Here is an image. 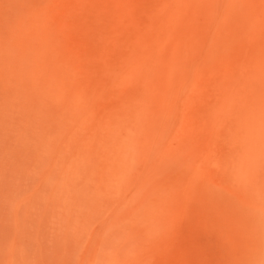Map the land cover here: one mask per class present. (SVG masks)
<instances>
[{
    "label": "bare ground",
    "instance_id": "6f19581e",
    "mask_svg": "<svg viewBox=\"0 0 264 264\" xmlns=\"http://www.w3.org/2000/svg\"><path fill=\"white\" fill-rule=\"evenodd\" d=\"M43 2L0 0V80L14 86L30 80L52 95L60 64L67 73L70 61L85 82L121 88L123 104L104 132L123 154L116 166L128 192L135 186L138 195L124 216L154 214L166 200L176 204L185 188L221 184L220 176L264 209V0H55L45 8ZM12 17L18 23L9 34ZM97 43L113 47L117 61L103 64L102 78L104 54L91 48ZM220 132L234 153L220 150ZM162 258L190 264L180 248Z\"/></svg>",
    "mask_w": 264,
    "mask_h": 264
},
{
    "label": "rangeland",
    "instance_id": "374dc122",
    "mask_svg": "<svg viewBox=\"0 0 264 264\" xmlns=\"http://www.w3.org/2000/svg\"><path fill=\"white\" fill-rule=\"evenodd\" d=\"M54 1L44 0V8ZM138 12L143 19L142 8ZM17 23L12 17L9 34ZM104 44L91 47L104 54L100 78L106 61L117 63L114 48ZM60 66L52 95L36 91L30 80L19 86L0 80V264H166L168 248L183 249L190 264H264V209L233 179L220 176L221 184L213 182L209 190L185 188L176 204L166 200L154 214L124 216L138 195L135 186L128 192L116 166L123 154L104 132L123 104L121 88L85 82V72L70 61L67 73ZM220 135V150L234 153ZM128 163L139 168L135 159Z\"/></svg>",
    "mask_w": 264,
    "mask_h": 264
}]
</instances>
